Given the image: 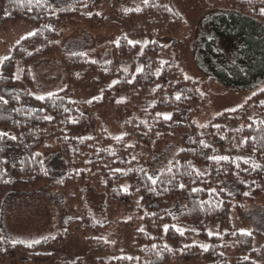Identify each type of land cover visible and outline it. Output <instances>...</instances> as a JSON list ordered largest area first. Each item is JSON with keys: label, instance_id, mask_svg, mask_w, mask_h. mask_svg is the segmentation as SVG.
Segmentation results:
<instances>
[{"label": "trees", "instance_id": "1", "mask_svg": "<svg viewBox=\"0 0 264 264\" xmlns=\"http://www.w3.org/2000/svg\"><path fill=\"white\" fill-rule=\"evenodd\" d=\"M110 1L114 20L109 21L99 12L102 0H78L60 10L49 0L39 4L0 0V29L21 23L36 33L23 37L0 64V133L6 134L0 135L1 262L54 259L57 264H82L83 257L56 259L57 248L75 232L92 231L100 247L87 255L104 249L106 258H98L99 264H167L175 250L181 252L179 261L187 262L200 255L191 234L204 235L210 222L223 218L233 197L231 187L251 200L264 194V0H207L216 10L206 18L212 36L201 47V61L211 79L223 88L263 87L235 111L215 116L203 131L195 119L207 103L197 81L186 78L177 66L171 47L153 40L130 44V37L122 35L104 68L86 54L64 55L58 39L65 26L92 32L116 21L120 25L122 18L131 25L139 20L150 36L155 30L158 36L176 38L185 27L172 0H151L128 13L122 4L131 0ZM134 33L131 30L130 35ZM220 40L229 45L228 55L220 49ZM51 56L62 62L68 86L40 100L31 64ZM122 62L129 64L128 73L122 72ZM83 80L98 85L101 94L81 103L92 111L106 109L118 116L122 136L113 137L103 129L92 137L82 136L88 119L73 99V87ZM158 114H170L171 119ZM92 121L99 123L95 117ZM51 142L59 147L65 165L51 189L70 214L71 228L32 247L13 243L1 221L3 201L14 189H37L49 183L51 174L41 151ZM168 142L180 150L160 168L155 161ZM149 176L156 179L155 185ZM88 185L104 195L102 223L85 202ZM138 221L143 229H136ZM122 231L133 240L131 251L120 244ZM227 236L231 243L221 235L208 237L201 256L207 264H229L227 248H234L238 264H258L252 234L237 231Z\"/></svg>", "mask_w": 264, "mask_h": 264}, {"label": "rangeland", "instance_id": "2", "mask_svg": "<svg viewBox=\"0 0 264 264\" xmlns=\"http://www.w3.org/2000/svg\"><path fill=\"white\" fill-rule=\"evenodd\" d=\"M55 9H65L73 6L78 0H49ZM151 0H131L130 3L122 4L125 13L132 10L138 11L142 6ZM172 6L182 17L185 27L182 29L179 37L157 35L154 30L150 36L144 29L139 20L131 25L130 21L121 18V23L116 21L115 25L107 24L105 28L99 31H88L82 27H64L63 35L58 39L62 52L67 57L80 54L89 55V57L100 67H106L112 60L111 49L113 44L119 41L122 35L130 37V40L144 45L150 40L157 42L159 46L171 47L175 62L183 74L197 81L198 88L207 103L204 111L196 117L197 125L202 129L206 128L208 123L217 115L235 109L241 106L257 90L263 87L260 85L253 89L223 88L215 84L214 80L206 71L201 61V47L205 39L212 36L210 26L207 24L208 16L212 15L215 8L209 6L207 0H172ZM0 10L2 7L0 6ZM99 12L107 20H114V12L110 0H102ZM216 12V11H215ZM1 15V12H0ZM1 18V16H0ZM134 30V35H130ZM33 32V28L21 23L13 25L7 29H0V64L10 56L15 50L20 40ZM219 47L228 55L230 53L229 45L220 40ZM30 52L27 49L26 54ZM122 72L128 73L130 66L127 62L121 64ZM31 74L35 82V93L42 96L52 94L65 89L68 83L65 79L62 62L56 57H43L31 64ZM75 94L74 100L80 102L79 111L88 119V126L82 136L92 137L98 129H103L107 134L113 137H119L124 134L122 122L118 116L106 109L92 111L81 102H87L101 94V88L89 81L83 80L73 87ZM7 111L6 108H4ZM92 117L99 120V123L92 121ZM128 119L132 118L131 112L127 114ZM137 119L141 115L134 116ZM51 146L44 148L41 152L46 157V162L50 170V181L37 189H14L4 199L2 204L1 221L5 235L14 242H20L25 245L33 240H40L43 243L47 240L58 237L59 233L65 235L71 226V216L64 209L63 203L57 194L51 189L55 178L64 171V161L59 154V147L51 142ZM176 144L167 143L164 153L155 162L163 168L170 164L179 151ZM233 186V185H232ZM85 202L95 214L98 222L105 220L104 216V195L98 193L91 186L85 189ZM230 192L233 197L230 199L228 212L223 216L210 222L206 227L204 235L191 234L193 243H197L200 248V255L187 262H180V251L175 250L173 256L167 261V264H207L201 257L203 251L208 247L209 236L221 235L228 240V232H245L252 234V249L258 253V264H264V194L251 200L248 195L240 194V189L231 187ZM136 229L144 228L140 221L136 223ZM68 227V228H67ZM63 230V231H62ZM243 230V231H242ZM211 233V235H209ZM48 237V239H44ZM98 235L94 231L83 234L74 233L66 238V241L57 248L58 256L56 259L69 258L77 259L83 257L82 264H99L98 258H106L103 250H96L94 255H87V251L99 248L97 245ZM122 231V237H119L122 247H127L131 251L134 247L131 245L132 239H126ZM125 242H128L127 244ZM39 243V244H40ZM38 245V244H34ZM229 264H238L237 254L234 248L225 249ZM100 254V255H97ZM67 260V259H66ZM137 260V257L135 258ZM40 261V260H39ZM0 264H57L55 260L48 262H37V260L28 259L25 263L22 260H11L1 262Z\"/></svg>", "mask_w": 264, "mask_h": 264}, {"label": "snow or ice", "instance_id": "3", "mask_svg": "<svg viewBox=\"0 0 264 264\" xmlns=\"http://www.w3.org/2000/svg\"><path fill=\"white\" fill-rule=\"evenodd\" d=\"M36 2H37V4H39L40 0H36ZM145 2H147V0H145ZM261 15H264V9H261ZM34 35H36L35 32H33V33H29V36H34ZM116 43L118 44V41H117ZM129 43H130V44H135V42H133V41H129ZM5 59H7V57H6ZM138 71H141V69H138ZM186 78H187V77H186ZM49 95H51V94H49ZM254 95H255V93H254ZM0 99H2V98H0ZM37 99L43 100L44 97H43V96H40V97H37ZM176 99L179 100V99H180V96H177ZM4 102L7 103V101H4ZM235 110H236V109H231V111H235ZM158 115H162L163 118H164L165 120H169V119H171V115H170V114H158ZM45 119L50 120L51 117H45ZM0 135H6V134H4V133H0ZM12 139H15V137H12ZM118 139H119V138H118ZM245 142H246V141H245ZM205 147H207V145H205ZM217 159H224V160H227L228 158H227V157H219V158H217ZM148 179L152 182L153 185H155L156 182H157L156 179H154V178L151 177V176H149ZM180 187L183 188L184 185L181 184ZM194 191H195V189H194ZM213 191H215V190H213ZM245 195H247V193H245ZM165 231H167V228H166V227H165ZM242 231H243V230H242ZM245 234H250V233H245ZM181 235H183V232H181ZM209 235H211V233H209ZM52 238L54 239L55 237H52ZM44 239L46 240V239H48V237H45ZM40 242H41V241L38 240V239H37V240H33L31 243H28L26 246H27V247H32L34 244H39ZM13 243H15V242H13Z\"/></svg>", "mask_w": 264, "mask_h": 264}]
</instances>
